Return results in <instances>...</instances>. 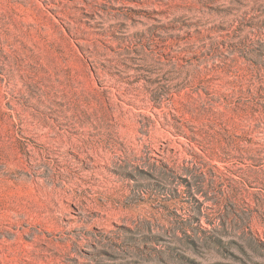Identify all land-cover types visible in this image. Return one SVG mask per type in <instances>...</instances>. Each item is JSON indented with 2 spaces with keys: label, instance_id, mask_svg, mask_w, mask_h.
Instances as JSON below:
<instances>
[{
  "label": "rangeland",
  "instance_id": "rangeland-1",
  "mask_svg": "<svg viewBox=\"0 0 264 264\" xmlns=\"http://www.w3.org/2000/svg\"><path fill=\"white\" fill-rule=\"evenodd\" d=\"M0 264H264V0H0Z\"/></svg>",
  "mask_w": 264,
  "mask_h": 264
}]
</instances>
